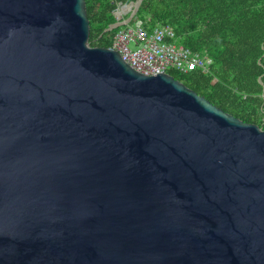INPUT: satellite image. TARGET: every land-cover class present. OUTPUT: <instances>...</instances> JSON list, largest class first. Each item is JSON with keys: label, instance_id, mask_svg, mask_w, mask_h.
Wrapping results in <instances>:
<instances>
[{"label": "water", "instance_id": "95a60500", "mask_svg": "<svg viewBox=\"0 0 264 264\" xmlns=\"http://www.w3.org/2000/svg\"><path fill=\"white\" fill-rule=\"evenodd\" d=\"M90 34L0 0V264H264V127Z\"/></svg>", "mask_w": 264, "mask_h": 264}, {"label": "trees", "instance_id": "16d2710c", "mask_svg": "<svg viewBox=\"0 0 264 264\" xmlns=\"http://www.w3.org/2000/svg\"><path fill=\"white\" fill-rule=\"evenodd\" d=\"M86 0L90 42L110 47L118 27L114 10L119 2ZM137 17L153 28L174 30L177 43L213 59L208 72H169L224 110L260 125L264 104V0H143ZM264 126V125H262Z\"/></svg>", "mask_w": 264, "mask_h": 264}, {"label": "built area", "instance_id": "2783aa9c", "mask_svg": "<svg viewBox=\"0 0 264 264\" xmlns=\"http://www.w3.org/2000/svg\"><path fill=\"white\" fill-rule=\"evenodd\" d=\"M114 14L118 31L110 48L119 51L135 70L147 75L171 69L184 73L198 68L204 72L210 70L212 57L177 43L174 30L168 26L146 27L144 21L137 17L135 6L130 3L119 2ZM260 122L264 125V104Z\"/></svg>", "mask_w": 264, "mask_h": 264}, {"label": "bare ground", "instance_id": "6f19581e", "mask_svg": "<svg viewBox=\"0 0 264 264\" xmlns=\"http://www.w3.org/2000/svg\"><path fill=\"white\" fill-rule=\"evenodd\" d=\"M170 73V72H169Z\"/></svg>", "mask_w": 264, "mask_h": 264}]
</instances>
